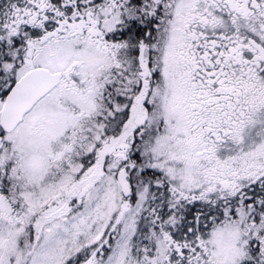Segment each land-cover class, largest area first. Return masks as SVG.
Here are the masks:
<instances>
[{
    "label": "snow or ice",
    "instance_id": "snow-or-ice-1",
    "mask_svg": "<svg viewBox=\"0 0 264 264\" xmlns=\"http://www.w3.org/2000/svg\"><path fill=\"white\" fill-rule=\"evenodd\" d=\"M0 264H264V0H0Z\"/></svg>",
    "mask_w": 264,
    "mask_h": 264
}]
</instances>
